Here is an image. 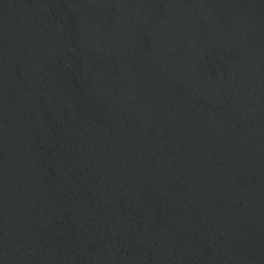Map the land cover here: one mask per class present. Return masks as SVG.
<instances>
[{"label":"water","instance_id":"1","mask_svg":"<svg viewBox=\"0 0 264 264\" xmlns=\"http://www.w3.org/2000/svg\"><path fill=\"white\" fill-rule=\"evenodd\" d=\"M0 264H264V0H0Z\"/></svg>","mask_w":264,"mask_h":264}]
</instances>
